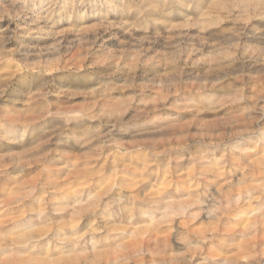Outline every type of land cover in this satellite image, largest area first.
I'll list each match as a JSON object with an SVG mask.
<instances>
[{
	"label": "rangeland",
	"instance_id": "374dc122",
	"mask_svg": "<svg viewBox=\"0 0 264 264\" xmlns=\"http://www.w3.org/2000/svg\"><path fill=\"white\" fill-rule=\"evenodd\" d=\"M213 3L0 0V264H264V11Z\"/></svg>",
	"mask_w": 264,
	"mask_h": 264
},
{
	"label": "clouds",
	"instance_id": "9594fccd",
	"mask_svg": "<svg viewBox=\"0 0 264 264\" xmlns=\"http://www.w3.org/2000/svg\"><path fill=\"white\" fill-rule=\"evenodd\" d=\"M211 9L215 10L216 24L224 23L226 20L232 17V14L234 12H239V15L237 16V20L242 21L244 24H248L252 18V14H254L257 9L264 11V0H224V3L222 4L213 3L211 5ZM109 26L110 24L105 25L103 22H99L98 28L94 31H98L100 29L107 30ZM133 27L134 25L128 28L129 34L131 33ZM145 31H147L146 28ZM76 39L80 42V44L85 43L84 39L79 34H77ZM96 39H99L98 35ZM94 42L95 41L93 40L92 43ZM236 46L237 45H233V47ZM117 63H119V61H117ZM29 68L30 67L24 65L22 68H19L18 71L26 72L29 70ZM43 95L46 97L47 95H49V93L43 92ZM130 106L131 103H129L126 107H130ZM123 115H124L123 110L119 114L115 112L109 113L110 117H116L117 119L121 118ZM110 132L111 129H109V132H105L96 137L97 140L101 141V143L98 145V149H102L104 147V140L110 134Z\"/></svg>",
	"mask_w": 264,
	"mask_h": 264
}]
</instances>
